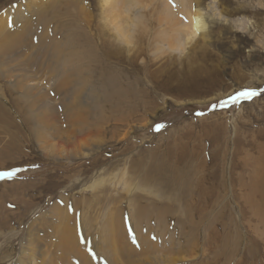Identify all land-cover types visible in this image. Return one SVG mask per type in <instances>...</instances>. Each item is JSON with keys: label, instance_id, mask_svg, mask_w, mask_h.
<instances>
[{"label": "rangeland", "instance_id": "374dc122", "mask_svg": "<svg viewBox=\"0 0 264 264\" xmlns=\"http://www.w3.org/2000/svg\"><path fill=\"white\" fill-rule=\"evenodd\" d=\"M69 1L86 9L69 11L93 46L100 31L113 35L101 0ZM163 1L173 14L177 3ZM195 1L207 35L188 46L182 36L172 46L154 2L128 17L120 10L118 25L143 35L137 58H26L27 47L1 58L0 172L16 174L0 179V264H264V205L251 186L264 144V0ZM48 2L0 0V35L15 30L17 13L29 19ZM64 62L81 83L61 91ZM104 70L118 75L111 103ZM243 90L261 94L212 107ZM31 104L56 109L57 138L48 134L46 145L27 124ZM76 111L74 121L95 131L78 156L55 147L77 133ZM66 227L75 237L68 251Z\"/></svg>", "mask_w": 264, "mask_h": 264}, {"label": "bare ground", "instance_id": "6f19581e", "mask_svg": "<svg viewBox=\"0 0 264 264\" xmlns=\"http://www.w3.org/2000/svg\"><path fill=\"white\" fill-rule=\"evenodd\" d=\"M162 1L163 0H124L123 3L115 4L111 2V0H101L100 1L101 15L107 25H108V22H110V24L113 25L114 33L113 35L109 34L108 37H105V32L100 31V34H99L100 41L98 42L99 46L95 47L93 46L94 45L93 42L88 39V37L86 36V32L84 31L85 29L84 27H87V26L85 25L78 26V23L76 22V20L81 15V14L79 15V12L81 13L82 11L83 14H86V16L88 15L83 5L77 2H70L69 0H49L47 4H44L43 6H40V8L32 11L33 13L30 14L29 19L26 16L22 17V14L20 12L17 13L15 24L16 23L20 24L21 29L19 31L16 28L18 25L17 24L13 32L7 33L6 31L0 35V62H2L1 58H5L6 56L11 57L12 54L16 52V49L20 50L23 53L24 52L23 50L25 49L24 47H27L29 49L27 54H24L25 56L21 55L22 57L24 56L26 58H38V57L39 58H77V56L78 58H84V57L86 58H89V57L90 58L92 57L94 58H137L138 56H140V52L134 50V45L135 43H141L143 39V35L139 34L140 36L134 40L132 30H131L132 28L124 30L123 27L120 26L121 23L118 25L119 21L117 22V20L122 18L119 15L120 10H123V13H125L126 16L127 15L129 16V13H131L132 8H134L135 6H139L143 4L146 7H151L152 6L151 4L154 2L160 3L162 6V10H163V12L160 13L161 17L158 18L159 24L164 23L165 25H167L168 28L166 26L165 27L167 28V31L170 32L169 36L172 34L175 36L174 38L175 43H172L173 47L175 46L174 44H176L175 47H180L181 42L177 40L181 36L184 37L185 42L183 44H186V46H188L191 43H196L197 40L204 39L206 37L207 35L206 34V24L203 21L204 19L202 18V14L199 9V2H196L195 0H172L175 3H177V9L175 7V10H174L175 12H173L172 14L171 12L172 9H170L171 5L165 3L164 1L163 3ZM144 6L142 8H144ZM69 8L70 9L72 8L73 11L76 10L75 11L77 12L76 16L78 15L77 19L72 17L73 15L69 11L70 10ZM182 15L184 16L183 20L181 18ZM125 20L127 21V19ZM52 22L53 24H51ZM128 24L129 23H127V25ZM130 25H133V23L131 22ZM142 33L144 32H141V34ZM168 41H171V39H168ZM27 42L30 44H26ZM121 42H123L124 45L126 46L124 47ZM73 48H76V49L78 48L80 50L75 49L74 51ZM82 48L84 49V51ZM169 48L171 50V47ZM173 49L177 50V48H173ZM66 60L68 61V59ZM13 61L15 62V60ZM63 66H64V71L59 77L60 84L58 87L59 88L58 90H61V91L68 90L69 88H71V85L74 86V84L81 83L79 78L75 76L76 75L75 67L71 68V64L70 63L68 64L66 62L63 63ZM113 73L115 74V76H112ZM101 76L102 77L100 81V87L103 90H105V100L108 103H111L112 99L115 100V94H114L115 92L113 91V89L114 87H116V84H117V79H118L117 72L108 73L107 71L104 70L101 73ZM21 88H22V85L20 84L16 85L15 87V89H19V90H21ZM28 106L34 109V112L33 111L32 112L35 114L34 115L30 114V117L28 119L26 118L27 124L32 122V124L36 126L34 128L33 135H35V139L37 140V143H40L41 145H46L47 142L51 140L48 138V141H46V136L48 134H50V136L53 137V141H54L57 138V135H56L57 132L56 130H53V124L55 123V118H56L55 116L56 109H49V110L46 108L39 109L35 107V105L33 104L28 105ZM80 111L85 113L86 115L88 114L86 111L85 112L83 110H80ZM76 117H77V111L74 113L72 120L71 119L69 120V123L71 122L73 125L77 127L78 129L77 133L73 134L74 136H71L69 134V137L66 139V141L65 142L63 141L64 142L63 145H60V141H56L57 145H55V147L57 148L60 147L66 150L65 153L66 152L68 153L69 151H70L69 153H71V151H73V153L75 152L74 153L75 155L79 154L84 148H89V142H91V140L85 139V138H87L88 136H90L88 138H91V136L94 135V134L92 135L91 133L95 132V131L90 130V128H87L86 122L83 118L77 119V121H74ZM50 127H52L53 131L49 130ZM76 127L72 129V132L76 130ZM259 150H260L259 173H258V176L256 177L257 181H255V184H251V186H253L252 194L256 193L258 195V198L260 197V200L262 201V204L260 206L262 207L264 205V144L260 146ZM257 167L258 166H256V168ZM121 180H123V176L121 177ZM101 183H102L101 181L93 182L91 186L89 187L90 192L94 193L95 189L99 187ZM61 211L62 209L59 212ZM64 218L65 217H63V221H64ZM111 225L112 224H110V226ZM121 233H124V232H121ZM71 234L72 233H70L69 235L68 227H66V230L64 231V234L61 237V246L66 248V249L64 248V251L67 250L68 248H74V245L72 244H74L75 237L72 236ZM112 238H114V236ZM63 241H66L65 245ZM106 245L108 247L109 244H106ZM112 245L113 244L109 245L110 248ZM74 251L71 250V252H74ZM74 253L76 254V257H78V256H81L80 253L82 252L77 250ZM168 260H169L168 263H173L177 261V259L176 260L168 259ZM87 262H88V259L86 258L83 264H88ZM111 264H114V263H111Z\"/></svg>", "mask_w": 264, "mask_h": 264}, {"label": "snow or ice", "instance_id": "6c2138e0", "mask_svg": "<svg viewBox=\"0 0 264 264\" xmlns=\"http://www.w3.org/2000/svg\"><path fill=\"white\" fill-rule=\"evenodd\" d=\"M111 2L115 3V4H120L123 3L124 0H111ZM169 3H172V0H169ZM173 6L175 7V5L173 4ZM11 26V25H10ZM262 92H264V90H261ZM261 92H257L255 90H243V91H239L234 93L233 95L229 96L227 99L221 100L219 101L218 104H213L212 107L216 108V107H227L229 105H237L240 100L244 99V100H251L254 97L260 95ZM163 127L162 125H157L156 126V131H159L160 128ZM34 167H38V165H34ZM15 172L14 171H2L0 172V179L2 178H12L15 176ZM10 207H13V205H9ZM69 210H74L73 207L71 205L68 206ZM129 231L131 232V229H129ZM153 240L156 239L155 236L152 237ZM132 242L133 244H135L137 247H139V244L136 241L135 236H132Z\"/></svg>", "mask_w": 264, "mask_h": 264}]
</instances>
